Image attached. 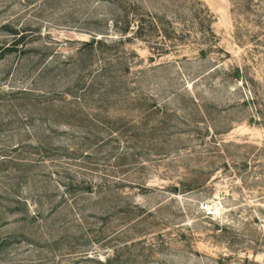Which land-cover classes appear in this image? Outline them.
<instances>
[{
	"label": "rangeland",
	"instance_id": "obj_1",
	"mask_svg": "<svg viewBox=\"0 0 264 264\" xmlns=\"http://www.w3.org/2000/svg\"><path fill=\"white\" fill-rule=\"evenodd\" d=\"M0 264H264V0H0Z\"/></svg>",
	"mask_w": 264,
	"mask_h": 264
},
{
	"label": "trees",
	"instance_id": "obj_2",
	"mask_svg": "<svg viewBox=\"0 0 264 264\" xmlns=\"http://www.w3.org/2000/svg\"><path fill=\"white\" fill-rule=\"evenodd\" d=\"M231 3L234 2V0H230ZM129 9H132V11H129ZM205 14L208 16L206 19H204V21H201L198 25L200 28V33H202V35L208 34L210 36H214L213 31L211 29V25H212V15L209 13V11L207 9L204 10ZM135 14H137V11L135 9V5L133 4H129L128 9H126V13H125V17L126 18V22H127V29L124 31V35L129 31V27L132 25L135 30L133 31V34L136 38L142 39V33L144 30V26L146 25L145 20L142 17H137ZM17 33H14L13 35H16ZM164 39L168 38L167 35H165V37H163ZM22 41V37L20 36L19 39L15 40L13 43L15 46H17L18 44H20ZM102 42L99 40H95L92 39L89 43L88 46L92 47L95 45H101ZM82 57H79V61H81ZM101 77V75H97L96 78L99 79Z\"/></svg>",
	"mask_w": 264,
	"mask_h": 264
}]
</instances>
